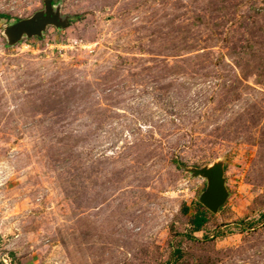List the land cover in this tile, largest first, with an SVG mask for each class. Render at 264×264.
<instances>
[{
  "label": "rangeland",
  "instance_id": "374dc122",
  "mask_svg": "<svg viewBox=\"0 0 264 264\" xmlns=\"http://www.w3.org/2000/svg\"><path fill=\"white\" fill-rule=\"evenodd\" d=\"M47 1L0 0V261L264 264V0H50L63 27L8 35Z\"/></svg>",
  "mask_w": 264,
  "mask_h": 264
},
{
  "label": "water",
  "instance_id": "95a60500",
  "mask_svg": "<svg viewBox=\"0 0 264 264\" xmlns=\"http://www.w3.org/2000/svg\"><path fill=\"white\" fill-rule=\"evenodd\" d=\"M47 24L63 27L57 14L53 13L51 9L50 0L46 2L45 14H38L30 19L19 20L7 28V33L15 39H19L22 34L37 36L41 35L42 30ZM194 171L208 180L207 189L200 196V203L209 211L213 213L217 212L228 197L222 167L220 165H214L210 168L203 167L195 169ZM0 264L3 263L0 261Z\"/></svg>",
  "mask_w": 264,
  "mask_h": 264
},
{
  "label": "trees",
  "instance_id": "16d2710c",
  "mask_svg": "<svg viewBox=\"0 0 264 264\" xmlns=\"http://www.w3.org/2000/svg\"><path fill=\"white\" fill-rule=\"evenodd\" d=\"M9 16L4 13H0V20L2 19H8ZM206 217L203 214H198V216H195L193 220L194 226L197 228V230L206 222Z\"/></svg>",
  "mask_w": 264,
  "mask_h": 264
}]
</instances>
